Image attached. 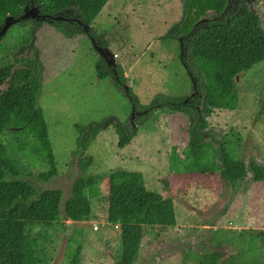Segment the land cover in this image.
I'll return each instance as SVG.
<instances>
[{"label":"rangeland","instance_id":"1","mask_svg":"<svg viewBox=\"0 0 264 264\" xmlns=\"http://www.w3.org/2000/svg\"><path fill=\"white\" fill-rule=\"evenodd\" d=\"M249 4L262 17L264 0H250ZM10 8L13 14L23 4L11 0ZM184 10V0H109L92 24L99 37L96 41L102 47L103 42L108 44L116 66L124 68L125 86L133 89L144 105L156 95L177 99L194 93L193 77L182 61L185 49L171 33L184 21ZM32 27V23H19L9 28L0 42V62L9 59L17 64L23 50L24 57L39 51L43 88L38 102L45 113L58 175L51 181H42L38 177L43 171L39 164L24 159L32 175L23 174L21 179L41 192L62 190L64 216V204L73 184L84 174L76 156L80 136L77 126L107 125L111 120L129 122L134 127L137 116L132 119L133 106L112 79L98 78L95 65L100 56L87 35L65 37L47 23L37 33L36 49L21 46V37L31 36ZM236 82L240 88L239 108L214 111L208 117V139L221 140L223 135L235 133L242 140L245 162L249 165L255 160L264 165V62ZM183 125L158 108L150 120L138 127L137 136L124 149L118 147L117 134L107 125L88 151L93 163L87 174L104 176L116 169L141 172L149 190L174 200L177 226L149 228L137 264H264L262 253L243 251L231 243H215L217 235L264 231V183H255L249 172L235 190L219 174L170 173L168 156L173 147L182 152L188 143ZM14 144L10 131L0 134V145L12 148ZM100 187L102 197L94 201L88 219L64 222L52 264H64L69 238L77 229L84 231L82 264H117L121 228L107 222L106 185L102 183Z\"/></svg>","mask_w":264,"mask_h":264},{"label":"trees","instance_id":"2","mask_svg":"<svg viewBox=\"0 0 264 264\" xmlns=\"http://www.w3.org/2000/svg\"><path fill=\"white\" fill-rule=\"evenodd\" d=\"M11 0H0V28L7 16L19 17L32 2L42 15L63 17L32 23L33 34L21 37V46L35 48V38L43 24L57 27L65 37L88 33L65 17L72 12L83 24L92 28L90 35L99 40L93 22L109 0H19L23 8L11 14ZM250 0H184V21L173 28L172 36L179 38L185 49L182 61L196 82L194 96L171 99L156 95L148 105L141 103L133 89H126L127 77L122 65L109 67L99 57L95 70L99 79H112L113 85L125 94L134 111L138 112L133 127L129 122L109 120L118 137V147L124 149L138 134V127L161 112L183 122L188 143L180 152L173 147L168 156L169 172L175 175L207 176L219 174L223 182L237 190L249 172L255 183H264V165L253 160L248 165L242 156L241 138L232 133L221 140L208 139L210 117L214 111H236L240 103L237 78L264 62V11L262 17L252 11ZM207 19L204 21V19ZM210 18V19H208ZM89 37V36H88ZM5 38L2 37L0 42ZM90 37V39H92ZM164 39V38H163ZM105 48L108 47L103 42ZM24 55L17 64L9 59L0 62V134L10 131L15 144L0 145V264H52L58 234L64 222L80 223L92 214L94 201L102 197L101 184L106 185L107 222L121 228L117 264H137L144 238L149 228L177 226L175 203L172 198L151 191L143 173L116 169L101 176L87 171L93 159L88 155L92 144L107 125L77 126L76 156L83 175L72 187L64 204L60 189L39 191L31 182L21 179L32 175L24 159L39 164L42 181L58 175L48 124L38 98L43 88V66L39 51ZM116 73V74H115ZM195 91V90H194ZM158 106V107H157ZM144 111L147 114L141 115ZM264 119V104L262 109ZM29 166V165H28ZM83 229L75 230L69 238L64 264H82ZM215 243H231L243 251L264 254V231L243 230L228 237L217 235Z\"/></svg>","mask_w":264,"mask_h":264},{"label":"water","instance_id":"3","mask_svg":"<svg viewBox=\"0 0 264 264\" xmlns=\"http://www.w3.org/2000/svg\"><path fill=\"white\" fill-rule=\"evenodd\" d=\"M230 5H231V0H228L226 10L230 7ZM252 11H254V10H252ZM50 18H53V19L58 20V21L65 20V18H63V17H51V16H46V15L40 14L39 6H35L34 3L32 2V7L30 8L29 5H27L21 16H19V17H14L12 15L7 16L3 26L0 28V39L6 35L9 28L14 24H19V23H22V22L30 20V19L35 20L37 22H41V21H46L47 19H50ZM81 25H83V24L81 23ZM83 26H84L85 32L88 33L90 31L91 27H89L88 25H83ZM172 32H173V29H172ZM91 40H92L93 48L98 53V55L105 60V62L108 64L109 67L116 69L117 66H116L115 55L108 48L102 47L93 38ZM193 86H194L195 91L190 97H192L198 93V91L196 89V82H193ZM128 88L129 87L126 86L127 90H128ZM144 112L140 113V114L141 115L146 114L148 111H144ZM134 116L135 115H134V109H133L132 119ZM134 127H136V125H134Z\"/></svg>","mask_w":264,"mask_h":264},{"label":"flooded vegetation","instance_id":"4","mask_svg":"<svg viewBox=\"0 0 264 264\" xmlns=\"http://www.w3.org/2000/svg\"><path fill=\"white\" fill-rule=\"evenodd\" d=\"M29 7H30V8L32 7V3L29 5ZM40 14H43V13L40 12ZM72 15H73L72 12L67 11L65 17L68 18L69 20H73L74 24L77 23V24H76V27H78V28L80 27L81 29H82V28L84 29V26H83V25H85V24H83V22H82L81 20H79L78 17H72V18H71L70 16H72ZM205 20H207V19H204V21H205ZM81 23H82L83 25H81ZM89 27H90V26H89ZM91 30H92V28H91ZM91 30H90V31H91ZM88 36H89V38H90V37L92 38V36L90 35V32H88ZM134 115H135L134 117L139 116V114H138L137 111H136V112L134 111ZM133 119H134V118H133ZM135 120H136V118H135ZM135 120H134V122H135ZM130 122L133 123L132 121H130Z\"/></svg>","mask_w":264,"mask_h":264}]
</instances>
